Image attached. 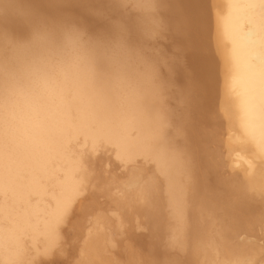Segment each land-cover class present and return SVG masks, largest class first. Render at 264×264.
Here are the masks:
<instances>
[{
    "label": "bare ground",
    "instance_id": "obj_1",
    "mask_svg": "<svg viewBox=\"0 0 264 264\" xmlns=\"http://www.w3.org/2000/svg\"><path fill=\"white\" fill-rule=\"evenodd\" d=\"M38 7L52 16L71 17L86 29L102 27L110 31L119 20L139 39L134 16L114 0H43ZM150 19L162 20L170 29L179 43L175 45L184 48L179 56L185 55L192 68L187 71L179 58L165 62L159 55L160 64L168 72L161 79L169 86L176 84L174 91L169 88L174 100L171 108L164 105L163 99L147 103L140 110L74 98L0 99V264H31L30 254L33 258L36 252L46 259L45 254L61 239L60 224L67 216L72 217L69 214L73 211L79 212H70L77 196L87 191L88 203L94 208L96 196L101 195L93 193L94 189L100 188L97 191L107 195L104 189L110 185L103 184L110 176L111 186L120 192L106 196L119 210L117 214L112 212L116 214L112 226L115 221L121 232L125 224L141 216L149 238H154H148L149 245L155 242L152 247L146 246L149 252L144 253L150 257L144 260L138 259L136 250L138 254L126 250L123 264H155V257L168 249L171 255L173 249L174 253L177 250L178 256L169 259L165 254L161 264L245 263L244 257L254 245L246 238L252 241L254 232L249 237L241 232L246 234L264 222V166L259 168L260 162L257 172L248 177L250 171L246 178H242V172L227 175V167L233 169L223 157L220 144L224 128L233 125L241 131L237 138L242 133L264 158V0H160ZM232 130L226 133L233 137ZM234 143H230L232 149ZM107 153L111 154L109 158L100 156ZM240 153L242 150L237 153L242 159ZM232 158L231 163L235 162ZM115 159L116 166H120L117 170L124 167L117 173L125 171V179L119 180L109 172L106 160L115 166ZM104 173L109 177L105 178ZM103 216L91 220L95 224L92 233L85 231L87 240L83 239L85 244L81 245L85 254L81 253L77 264H120L116 256L110 254L113 260L106 254L113 241L109 216ZM238 234L241 241L236 238ZM135 241L142 244L139 236ZM158 242L163 244V251ZM29 245L36 252L27 253ZM56 252L54 255L59 257ZM254 253L251 258H255ZM35 257L32 260H39Z\"/></svg>",
    "mask_w": 264,
    "mask_h": 264
},
{
    "label": "clouds",
    "instance_id": "obj_2",
    "mask_svg": "<svg viewBox=\"0 0 264 264\" xmlns=\"http://www.w3.org/2000/svg\"><path fill=\"white\" fill-rule=\"evenodd\" d=\"M43 0H0V99L69 98L133 110L162 100L160 62L152 43L164 31L150 19L160 0H114L134 16L92 33L71 17L52 16Z\"/></svg>",
    "mask_w": 264,
    "mask_h": 264
},
{
    "label": "rangeland",
    "instance_id": "obj_3",
    "mask_svg": "<svg viewBox=\"0 0 264 264\" xmlns=\"http://www.w3.org/2000/svg\"><path fill=\"white\" fill-rule=\"evenodd\" d=\"M82 26H84L85 27V25H83V24H81ZM86 28H88L87 26H86ZM92 29V28H91ZM90 28L89 29H87L88 31H90L91 30ZM97 29V30H96ZM100 30V32H99V30ZM92 30H94L96 33L97 32H99V33H104V32H106L107 33V31H109V29H107V30H105V28H104V30H103V28L102 27H94ZM90 31V32H92L93 33V31ZM103 32H102V31ZM94 32V33H95ZM162 36L163 37H160V38H158L155 42H153L152 43V45H151V47L154 49V53L156 54V56L158 57V58H160L161 59V57L165 60L166 59V61L165 62H170L171 60H173V61H175L176 59H178L179 61H182V62H180V64H182V66H183V68L185 69V70H187V71H191V66L189 65V60H188V58L185 56V55H182V56H179L180 55V52H181V49L183 48H181V47H177V45H175V44H179V43H176V42H178L177 40L175 41L174 39H177L175 36H173V34H172V32L170 31V29L168 28V27H164V31H163V33H162ZM133 38H134V35L132 36ZM135 38H136V36H135ZM134 38V39H135ZM163 38V39H162ZM136 39H138V38H136ZM163 43H162V42ZM174 44V45H173ZM154 45V46H153ZM164 46H166V47H164ZM176 47V48H175ZM178 48V49H177ZM161 49H163V50H161ZM165 50V51H164ZM176 50H177V53H176ZM183 51H184V48H183ZM171 53V54H170ZM158 54V55H157ZM159 55H161V57H159ZM172 55H174L175 56V58L173 59V58H170V60H169V57H172ZM157 58V59H158ZM180 58H182L183 60H181ZM158 61H160L159 59H158ZM162 62V59H161V61H160V63ZM187 65V66H186ZM160 68H161V78H163V77H165V76H167L166 74L168 73L167 72V69H165L166 67L164 66V64L162 63V64H160ZM189 69V70H188ZM227 70L225 69V72H226ZM225 75H223V76H227V72H229V71H227L226 73L224 72V71H222ZM163 79H165V78H163ZM162 80V79H161ZM162 82H163V80H162ZM165 81L163 82V89H165L166 90V92H164V90H163V92H162V99H163V101L165 102L164 103V105H166V106H168V108L170 107L171 108V106H172V104L171 103H174V100L172 101V96L173 95H171L170 93L171 92H173L174 90V85H176V84H174V82H172V84H170V86H169V83H165ZM165 85V86H164ZM172 85V86H171ZM178 85V84H177ZM171 87V89L173 90H170L169 88ZM165 93V94H164ZM168 93V94H167ZM229 93H231V94H229L230 96H234V93L233 92H229ZM169 96V97H167V96ZM171 95V96H170ZM168 98V99H167ZM165 99H167L168 101H166ZM172 101V102H171ZM169 102V103H168ZM174 105V104H173ZM174 108V107H173ZM231 126H233V125H229V128H230V130H229V128L227 129V127H225L224 128V130H223V132H222V135H221V137H222V144H220V150H221V153H222V155H223V157L224 158H226L227 160H228V162H230L229 164H230V166L232 167V169L233 170H231V168L228 166L227 168V170H228V172H227V170L225 171V169H224V173H226L227 172V175H228V173H229V175H234V173L236 174L237 173V175H240L241 174V172L243 173V175L245 174V176L244 177H242V175L240 176V177H242V178H246L247 177V174L249 173L250 174V171H253V172H251V174L248 176V177H250L251 175H253V174H255V172H257V169H259L260 167H262L263 168V166H264V164H263V162H264V158L256 151V149L255 148H253L252 147V144L249 142L248 143V140L244 137V135H241L240 134V136L238 135V138H239V140H238V138H237V133L240 131L239 130V128H237L236 130H235V127L236 126H234V127H231ZM232 128H234V135H235V133H236V135L234 136L233 135V137H232V132H233V130H232ZM227 131H231V135L229 136L227 133H229V132H227ZM227 132V133H226ZM241 132V131H240ZM239 132V133H240ZM225 133V134H224ZM229 136V137H228ZM242 137V138H241ZM232 140V142H228L227 140ZM236 140V141H235ZM233 141L235 142L234 144H236V145H233V146H235L233 149L231 148V144L233 143ZM238 141V142H237ZM226 142H228V144H226V147H225V143ZM231 143V144H230ZM239 145H238V144ZM247 145L248 146H250V148L249 147H247ZM230 146V147H229ZM237 146H239V148L237 147ZM242 146H244V147H242ZM229 148V154L230 155H228L227 154V149ZM236 148V149H235ZM251 148H252V150H251ZM242 150V154L240 153V155H242V159H241V157H239V155L237 154L238 152H240L241 150ZM237 152L236 154H235V152ZM237 150V151H236ZM245 150V151H244ZM250 150V151H249ZM231 151H232V154L234 155L235 154V156H233V155H231ZM250 152H251V154H250ZM253 152H254V154H253ZM104 153H106V152H104ZM226 153V154H225ZM224 154H225V156H224ZM100 155V154H99ZM98 155V156H99ZM107 155H109V153H107L106 155L104 154H101L100 156H106L105 158H109V157H107ZM111 155V154H110ZM109 155V156H110ZM226 155H227V157H226ZM256 155V156H255ZM231 156V157H230ZM232 156H233V158L235 159V162H234V160H233V163H234V166H233V163H231V158H232ZM244 156V157H243ZM249 156V157H248ZM250 156H251V158H250ZM254 156V157H253ZM261 156V157H260ZM258 157V158H257ZM110 158H113L112 156L110 157ZM232 158V159H233ZM239 158V160L238 161H236L237 159ZM114 159V158H113ZM113 159H112V161H113ZM225 159V160H226ZM251 161H253L252 163H251V165L253 166V167H251L250 166V160ZM226 160V161H227ZM107 162H109V164H110V169H109V172H112V174H114L115 173V175L117 176V178L120 180H122V177H123V174L125 175V171H123V173H122V175H120V174H118L117 172H119V170L120 171H122L121 169H122V167L123 166H121V169H119V170H117V168H120V166L119 167H117L118 165V162H117V160L115 159V162H114V164H115V166H112L113 165V162H111L110 163V161H111V159H110V161L109 160H106ZM242 161V162H241ZM249 161V162H248ZM237 162V163H236ZM240 164H239V163ZM248 163V165L246 164V163ZM258 162V163H257ZM260 162H261V165L259 166V164H260ZM236 163V164H235ZM104 164V163H103ZM106 164V163H105ZM109 164H107V166H109ZM255 164H257V165H255ZM148 165V164H147ZM150 165V164H149ZM111 166H112V168H111ZM136 166V165H135ZM242 166V168H240ZM245 166H247V167H245ZM258 166H259V168H258ZM107 168V167H106ZM115 169V172H114V169ZM124 168V167H123ZM257 168V169H256ZM105 169V167L103 168V170ZM111 169H112V171H111ZM244 169H246V170H244ZM249 169V171H247ZM251 169V170H250ZM254 169H255V171H254ZM107 170V169H106ZM117 170V171H116ZM123 170H125V169H123ZM261 170V169H260ZM259 170V171H260ZM230 171H231V173H230ZM106 173V172H105ZM105 173H104V175H105ZM121 173V172H120ZM107 175V174H106ZM106 175H105V178H106ZM114 175V176H115ZM119 175V176H118ZM108 177H109V175H107ZM113 176V177H114ZM234 176H236V175H234ZM110 179H111V176L109 177ZM110 179H108V178H106V182H104V184H103V186L105 187L107 184H109L110 186H107L106 188L107 189H104L105 191H106V194L107 195H105V194H103L102 192H98L97 190L99 189V191H100V188H98L97 190L96 189H94V192L93 193H101V195H103L104 197H102L100 194L98 195V196H96V200H99V201H96V200H94L95 201V207L94 208H91V205L89 204L91 201L89 200V199H87V191L86 192H84L85 194L83 195V193L81 194H79L78 196H77V198H76V200H75V202H74V205L72 206V208H71V210H70V212L71 211H73L74 209L76 210L77 209V211L79 210V212H76V211H73L72 213H70L69 215H71L72 217H70V216H67L66 218H65V220L63 221V223H61L60 224V226H59V230H60V232H58V234H59V236H60V238L61 239H59V237L57 238V239H59V240H57V245H55L56 247H58V245L61 243V248H56L55 246H53L54 247V249L52 248L51 249V251H53V250H55V251H57L56 252V254H58L59 255V257L57 256V255H54L55 254V251H53L54 252V254L50 251V253H48V254H45V256L47 257L46 259L42 256V253L39 255L38 254V252H36V251H33V250H37V249H33L32 247H30V245H29V249H31V250H29V251H27V253H33V252H36L38 255H36V253H34L33 254V258L35 257L34 255H36V257L35 258H39V260L38 259H36V260H38V261H36L35 259V261L34 260H32L33 258H32V254H30V256H31V261L29 260V259H27V260H29V262H31V264H35L36 262V264H77L76 263V261H78L79 260V258L80 257H82L83 256V254H85V252H83V251H85L84 250V248H82V247H84V246H81L82 244H85L84 243V241H86L87 240V238L85 237V234H86V232H89V233H92V231L93 230H91V228L93 229V227L94 226H92V225H95V224H93L94 222L93 221H91V220H94V218H96V216L97 215H99L100 217H104L103 216V214L105 215V216H109V217H107L109 220H110V222L109 221H107V222H109V224H111V223H113L112 221L113 220H115L114 219V215H116L117 214V212L119 213V210H116L115 208H114V206L112 205V204H110L111 203V201H110V193L113 195V196H116V195H119L120 194V192L118 191V189H115V188H113L112 186H111V182H110ZM123 179H125V177H123ZM106 183V184H105ZM96 190V191H95ZM92 191H93V188H92ZM110 192V193H109ZM89 193H91V190L89 191L88 190V195H89ZM119 193V194H118ZM106 196H109V197H107L106 198ZM100 197H101V200H100ZM103 198H105V199H103ZM109 199V201H106V200H108ZM80 201V202H79ZM78 202V203H77ZM83 202V203H82ZM89 202V203H88ZM100 202H102L101 204H100ZM104 202H105V205H104ZM82 203V204H81ZM96 203H98V204H96ZM103 204V205H102ZM110 204V205H109ZM77 205L79 206V208H77ZM80 205H81V207H80ZM97 205V206H96ZM99 205H100V207H99ZM107 205V206H106ZM75 206H76V208H75ZM102 206V207H101ZM104 206H106V208H104ZM89 207L91 208V210L89 209ZM98 207V208H97ZM96 208V212H94L95 209ZM101 208V209H100ZM103 208V209H102ZM92 210H94L93 212H92ZM83 212V213H82ZM92 212V213H91ZM112 212H115L114 213V215H112L113 213ZM87 213H90V214H87ZM93 213H95V215H93ZM75 214H77L76 216H75ZM78 214H82V215H80V217L82 216V218L80 219V217H79V215ZM91 214L93 215V216H91ZM68 215V214H67ZM89 215V216H88ZM75 217V218H74ZM78 217H79V219H78ZM86 217V218H85ZM113 217V218H112ZM90 220H89V219ZM105 218V217H104ZM115 218H116V216H115ZM141 218V216H138L137 218H135V220H133L132 222L133 223H131L130 222V224H125L122 228L124 229L123 231H121L120 232V230H122V229H117L115 226H116V222L114 221V224H113V226H112V224L111 225H109L110 227V229H111V231L109 230V232H110V235H111V238H112V241H113V243H116L115 245H113L114 246V250L112 249V244H111V248L110 249H112L113 251H115L116 253H114V252H112V250H110V249H108L107 250V252H109V253H107L106 252V254L108 255V256H111V255H113V256H116V258L115 257H113V256H111V258L113 259V260H115L116 262H117V260H118V262L120 261V264H123L124 263V261H125V258H126V255H125V252H126V250H128L129 248L133 251V249L134 250H136L134 253H136V254H138L139 256H137L138 257V259L139 258H141V260L143 259H147L146 257H150V254H148L147 256H146V254L144 253V252H146V253H148L149 252V250H148V246H150L151 244V241H153L154 240V238H153V240H151V237L149 238V231L146 229L145 230V227L146 226H144L145 224H143L142 223V218ZM86 219H88L89 221H87ZM111 219H113V220H111ZM80 221V223H79V221ZM78 221V222H77ZM86 221H87V223H86ZM90 221L92 222V223H90ZM137 223H138V225H137ZM72 224H73V226H75V224H76V226L75 227H73L72 226ZM78 224V225H77ZM79 224H81V225H86L85 227L86 228H88V230L86 229V228H84V226H81V225H79ZM91 224V225H90ZM262 224V225H261ZM259 226H257L256 227V232H255V230L253 229L252 231H246L247 233L248 232H250V235H249V233L247 234H245L244 232H241V233H243L244 235L243 236H246V237H249V236H251V235H253V233L252 232H254V236H253V242L249 239V238H246L247 239V243H248V241L249 242H251V243H253L254 245V247L252 246V248H253V251L255 250V248H256V250L258 249V251H256L255 253H256V255H255V253H254V255L253 256H255V258L254 257H252L251 258V256H252V248L250 249V248H248V249H250L249 251L250 252H248V253H251V255L249 254L248 255V253L246 254V256L244 257V264H258V262H259V264H264V253L262 252L261 254H259L258 252H260V251H263L264 250V233H262V232H264V229H262V228H264V222H262ZM88 225H89V227H88ZM127 225H130L129 227L127 226ZM135 225V226H134ZM136 225H137V228H136ZM112 226V227H111ZM127 226V227H126ZM144 226V227H143ZM263 226V227H262ZM63 228V229H62ZM67 230H69V232L68 231H65L66 229ZM69 228V229H68ZM89 228H90V230H89ZM129 228V229H128ZM136 228V229H135ZM65 229V230H64ZM82 229H84V231L82 230ZM116 229L119 231V233L116 231ZM128 229V230H127ZM135 229V230H134ZM258 229V230H257ZM260 229H261V232H260ZM58 230V231H59ZM65 232H64V231ZM63 231V232H62ZM86 231V232H85ZM91 231V232H90ZM125 231V232H124ZM259 231V232H258ZM62 232V233H61ZM71 232H72V234H76V236L75 235H72L71 234ZM122 232H124V233H122ZM131 232H132V234H131ZM148 232V233H147ZM65 233V234H64ZM67 233V234H66ZM89 233H87V234H89ZM136 233V234H135ZM138 233H139V235H138ZM241 233H239L240 234V237L242 238V234ZM69 234V235H68ZM116 234V235H115ZM118 234V235H117ZM239 234L236 236V238L237 239H239L240 241L242 240L241 238H238V236H239ZM147 235V236H146ZM75 236V237H74ZM79 236V237H78ZM84 238H83V237ZM89 236V235H88ZM87 236V237H88ZM117 236V237H116ZM127 236V237H126ZM135 236V238H136V236L138 237L139 236V238H140V240L142 239V244L140 243V242H138L137 243V241H135V238H133ZM146 236V237H145ZM130 237L132 238V239H130ZM77 238V239H76ZM85 238H86V240H85ZM119 238H121L122 239V241H121V239H119ZM123 238H124V240H123ZM147 238V239H146ZM148 238L151 240L150 241V243H148ZM235 238V239H236ZM83 239H84V241H83ZM243 239H244V237H243ZM246 239L245 240H243V241H246ZM252 239V238H251ZM258 239H260V241L258 240ZM61 240V242H59L58 243V241H60ZM83 241V242H81V241ZM117 240H119V241H117ZM165 240V239H164ZM124 241V242H123ZM62 242L65 244V248H62L63 246H64V244H62ZM122 242V243H121ZM159 242H161V241H159ZM158 242V247L160 246V243ZM162 242H163V240H162ZM134 243V244H133ZM145 243V244H144ZM155 243V242H154ZM154 243H152V246H154L153 244ZM164 243V242H163ZM251 243H249V244H251ZM262 243V244H261ZM69 244V245H68ZM121 244H124L123 246H121ZM128 244V245H127ZM131 244V245H130ZM140 244V245H139ZM150 244V245H149ZM162 244V243H161ZM119 245V246H118ZM141 245H143V247L141 246ZM157 245H155L156 247H157ZM116 246V247H115ZM137 246V247H136ZM148 248H147V247ZM152 246H150V247H152ZM161 246H163V244L161 245ZM161 246H160V248L159 249H161L162 250V248H161ZM257 246H258V248H257ZM263 246V247H262ZM123 247H125L124 249H123ZM133 247V248H132ZM165 247V246H164ZM261 247V248H260ZM39 248V247H38ZM56 248V249H55ZM78 250H77V249ZM80 248V249H79ZM81 248H82V252H81ZM118 250H117V249ZM122 248V249H121ZM142 248V249H141ZM27 249H28V247H27ZM58 249V250H57ZM62 249V250H61ZM63 249H65V250H67V252L68 253H66L65 252V250H63ZM71 249V250H70ZM76 249V250H75ZM141 249V250H140ZM165 248H163V250H164ZM173 249V248H172ZM263 249V250H262ZM60 250L62 251V252H64V253H62V252H60ZM110 250V251H109ZM123 250H124V253H123ZM139 250V251H138ZM160 250V251H161ZM162 250V251H163ZM167 250V249H166ZM165 250V251H166ZM247 250V249H246ZM39 251V250H38ZM119 253H118V252ZM148 251V252H147ZM170 251V249H168V252ZM40 252V251H39ZM112 252V253H111ZM121 252V253H120ZM167 251H166V253L164 252V253H162V256H156L155 257V259H154V261H155V264L157 263V264H161L160 262H163L164 261V259H165V257L167 256L168 257V255H169V259H171V257L173 258V257H176V256H178V251L177 250H175V253H174V249H173V254L171 255V254H169L170 252L172 253V251H170L169 253H168ZM177 252V253H176ZM51 253L53 254V256L51 255ZM59 253H62L61 255L59 254ZM81 253H82V256H81ZM118 253V254H117ZM126 253H128V252H126ZM64 254V255H63ZM111 254V255H110ZM165 254H167L166 256H165ZM257 254H259L258 256H257ZM44 255V254H43ZM49 256V258H48V256ZM250 256L249 257V260H252V261H250L249 262V260H247L248 259V256ZM28 257H30L29 255H27ZM69 256V257H68ZM117 256H119V258L117 259ZM163 256H165V257H163ZM263 256V257H262ZM41 257V258H40ZM62 257V258H61ZM63 257H64V259H63ZM136 257V258H137ZM115 258V259H114ZM157 258V259H156ZM247 258V259H246ZM51 259H53L54 261H51ZM56 259H59L58 261L56 260ZM60 259H62V260H60ZM81 259V258H80ZM168 259V260H169ZM255 259V260H254ZM47 262H46V261ZM167 260V258H166V260L165 261H168ZM246 260V261H245ZM256 260H258V261H256ZM33 261L35 262V263H33ZM51 261V262H50ZM55 262V263H54ZM122 262V263H121ZM263 262V263H262ZM27 264H29V263H27Z\"/></svg>",
    "mask_w": 264,
    "mask_h": 264
}]
</instances>
